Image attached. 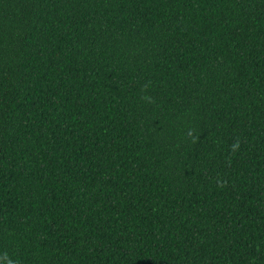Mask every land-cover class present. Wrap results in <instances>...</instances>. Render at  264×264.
Masks as SVG:
<instances>
[{
  "label": "trees",
  "instance_id": "1",
  "mask_svg": "<svg viewBox=\"0 0 264 264\" xmlns=\"http://www.w3.org/2000/svg\"><path fill=\"white\" fill-rule=\"evenodd\" d=\"M0 264H264V0H0Z\"/></svg>",
  "mask_w": 264,
  "mask_h": 264
}]
</instances>
